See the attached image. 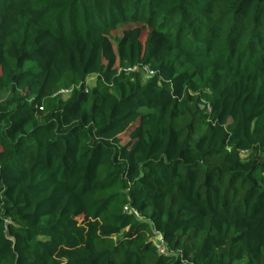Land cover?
I'll return each instance as SVG.
<instances>
[{
	"label": "trees",
	"instance_id": "16d2710c",
	"mask_svg": "<svg viewBox=\"0 0 264 264\" xmlns=\"http://www.w3.org/2000/svg\"><path fill=\"white\" fill-rule=\"evenodd\" d=\"M0 264H264V0H0Z\"/></svg>",
	"mask_w": 264,
	"mask_h": 264
},
{
	"label": "rangeland",
	"instance_id": "374dc122",
	"mask_svg": "<svg viewBox=\"0 0 264 264\" xmlns=\"http://www.w3.org/2000/svg\"><path fill=\"white\" fill-rule=\"evenodd\" d=\"M127 30L132 37L138 39L139 41L143 42L146 38L148 31L150 30L147 26L143 25V23H127L119 27L118 29L111 32V36L113 37H120L121 33ZM101 49H102V56L103 60L106 61L115 55V46L114 43L108 37H102L101 39ZM172 76V71L169 68H165L163 73L161 74V83L165 84L170 77ZM148 75L145 72L141 73V78L143 81L148 79ZM88 84L92 83V80L87 82ZM136 144V134L132 133L128 137L124 138L123 146L125 147V151L128 154L134 150Z\"/></svg>",
	"mask_w": 264,
	"mask_h": 264
},
{
	"label": "built area",
	"instance_id": "2783aa9c",
	"mask_svg": "<svg viewBox=\"0 0 264 264\" xmlns=\"http://www.w3.org/2000/svg\"><path fill=\"white\" fill-rule=\"evenodd\" d=\"M126 71H127V72H134V71H136V68L128 69V70H126ZM142 71L145 72L148 76L152 74V73H151L150 71H148L146 68H143ZM67 92H68V91H66V90H65V91H61V94H62V93L65 94V93H67ZM157 240L161 243L160 245L157 246V251H158V253L163 254V253H164V248H163V246H162V240H161V237H157Z\"/></svg>",
	"mask_w": 264,
	"mask_h": 264
}]
</instances>
